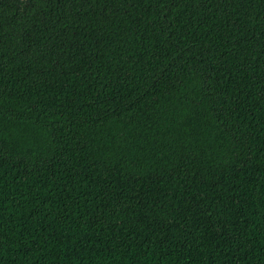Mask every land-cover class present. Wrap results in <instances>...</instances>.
Returning a JSON list of instances; mask_svg holds the SVG:
<instances>
[{
	"label": "trees",
	"instance_id": "obj_1",
	"mask_svg": "<svg viewBox=\"0 0 264 264\" xmlns=\"http://www.w3.org/2000/svg\"><path fill=\"white\" fill-rule=\"evenodd\" d=\"M0 264H264V0H0Z\"/></svg>",
	"mask_w": 264,
	"mask_h": 264
}]
</instances>
